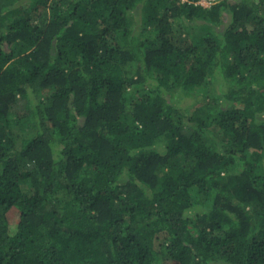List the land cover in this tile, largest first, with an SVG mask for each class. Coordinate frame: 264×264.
Wrapping results in <instances>:
<instances>
[{
	"label": "trees",
	"instance_id": "16d2710c",
	"mask_svg": "<svg viewBox=\"0 0 264 264\" xmlns=\"http://www.w3.org/2000/svg\"><path fill=\"white\" fill-rule=\"evenodd\" d=\"M0 0V264H264V0Z\"/></svg>",
	"mask_w": 264,
	"mask_h": 264
},
{
	"label": "rangeland",
	"instance_id": "374dc122",
	"mask_svg": "<svg viewBox=\"0 0 264 264\" xmlns=\"http://www.w3.org/2000/svg\"><path fill=\"white\" fill-rule=\"evenodd\" d=\"M200 3H202L205 6H209L211 4L210 0H200Z\"/></svg>",
	"mask_w": 264,
	"mask_h": 264
}]
</instances>
